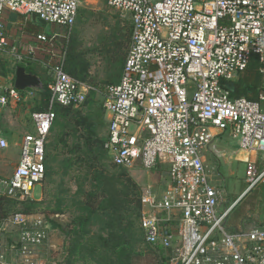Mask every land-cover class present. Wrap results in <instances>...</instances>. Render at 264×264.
<instances>
[{
	"label": "built area",
	"instance_id": "built-area-1",
	"mask_svg": "<svg viewBox=\"0 0 264 264\" xmlns=\"http://www.w3.org/2000/svg\"><path fill=\"white\" fill-rule=\"evenodd\" d=\"M105 2L130 20L131 35L120 77L104 89L103 148L115 166L148 170L163 164L169 176L162 192L151 185L140 191L144 240L170 249V264H264V225L226 228L232 206L218 208L219 193L204 157L218 153L219 138L228 131L238 149L260 156L258 178L264 176V93L252 100L232 96L226 87L252 54L264 79V0ZM79 3L0 0V51L17 63L36 53L51 62L46 107L30 111L33 131L23 134L11 172L0 174V198L34 199L32 190L47 169L55 105L76 107L96 89L64 68ZM6 11L35 15L53 30L27 34L21 52L7 41ZM34 95L16 88L14 76L0 75V108ZM7 147L0 129V150ZM245 160L251 187L258 179L252 175L256 160ZM50 231L51 223L36 213L15 211L1 218L0 264H55L43 254Z\"/></svg>",
	"mask_w": 264,
	"mask_h": 264
},
{
	"label": "rangeland",
	"instance_id": "rangeland-1",
	"mask_svg": "<svg viewBox=\"0 0 264 264\" xmlns=\"http://www.w3.org/2000/svg\"><path fill=\"white\" fill-rule=\"evenodd\" d=\"M78 11L79 18L72 28L69 39L73 35L72 38L77 41L76 48L78 51L85 53V58L89 62V76L86 78V82L96 88L92 91L94 93H91L94 101L90 104L85 105L83 103L84 105L80 104L74 107L65 118H60L59 125L54 126L53 131L50 133L47 147V175L32 190V196L36 202V204L31 206V209H33L32 213L44 216L48 220L57 214L66 222L68 230H71L69 233H64L59 226L51 223L49 239L44 246L43 254L49 260H53L55 264H98L97 261L100 259L99 255L91 253L90 242L95 241L99 233L103 234L100 231L101 224L95 220H90L85 227L81 228L82 218H79L76 224L73 222L74 219L86 215V212L80 208L81 205L78 204V200L85 199V196H82V194L78 196L76 192H78L79 183L83 184L85 190L92 188L94 184L93 172L87 168L88 162H83L84 159L82 158L85 157H81L78 162L74 163L67 174H62L64 169L62 162L68 152L64 141L61 139L66 140L67 144L78 142L83 144L86 141L84 124L76 122L78 114L75 110H78L80 115L88 117L91 129L93 127L94 130L92 135L99 136V138L105 136V117L102 124L100 121L104 109V89L110 82L118 79L116 69L107 67L106 58L97 44L104 37L107 25L111 26L115 18H118L120 14L109 7L105 0H80ZM120 19H122L121 16ZM15 23L17 27L21 28V33L23 32L24 34L37 33L39 31L50 34L53 30L51 24L45 23L38 18L33 20L32 15L31 17L16 15ZM60 41L58 40V42ZM41 57L40 53H36L34 56L19 61L16 65H20L19 63L22 62L31 64L34 69L42 74L44 81L49 82L51 78L49 64L51 62L49 60L46 62L48 58L42 59ZM14 63L15 59L11 56L4 57L3 69L13 72L12 70H15ZM40 98L41 96L36 93L29 100L7 105L2 110L0 114L1 127L11 129L14 134H6L9 147L0 150L1 175L9 174L11 168L19 161L20 149L18 144L23 134L33 131L30 123V111L33 108H37L38 102L43 104ZM1 133L4 135L2 131ZM217 146L219 149L218 153H207L206 162L208 163L210 181L219 193L218 208L224 210L235 205L228 215V225H242L249 228L255 224H264V196L260 200L255 199L250 203L253 195L257 193L255 189L264 191V176L258 178L263 170L260 156L248 155L238 149L237 140L233 139L228 131L220 136ZM245 157L256 160L254 174L252 175L253 181L258 179L255 182L256 184L254 183L255 186L254 184L251 186H254L253 188L250 187L251 181L249 179L251 174L249 175L248 163ZM99 166L107 174L114 173L117 175L120 173L121 177L126 175L134 183L139 193L143 187L148 185H151L156 191L162 192L169 181L167 166L163 164L148 170L140 166L122 170L115 167L108 159H105L99 163ZM121 186H123V183ZM249 187L253 191L244 196L250 189ZM248 203L250 204L247 205ZM54 210L61 213L54 214ZM131 212L130 219H133L136 227L141 229L140 220L136 219L135 211L132 210ZM74 226L76 232H72ZM74 245L78 247L75 252L72 251ZM136 252H140V255L134 257L135 264H170L169 262L161 261V259L160 261L157 258L155 260L149 255L147 257L146 254L150 252L146 249L143 237L141 240L134 242V253ZM92 255L94 256L92 257Z\"/></svg>",
	"mask_w": 264,
	"mask_h": 264
},
{
	"label": "trees",
	"instance_id": "trees-1",
	"mask_svg": "<svg viewBox=\"0 0 264 264\" xmlns=\"http://www.w3.org/2000/svg\"><path fill=\"white\" fill-rule=\"evenodd\" d=\"M120 16L121 15H119L118 18H115L111 26L107 25V30L104 37L100 39L99 43L97 44L103 52V56L106 58L107 67L109 69H116L118 79L122 71V66L127 53L131 35L130 20L122 16V19H120ZM78 18L79 11L77 12L76 21ZM72 36L69 39L70 41H68V50L65 58L64 68L66 72H68L73 77L86 82V78L89 76V62L85 58V53H83V51H78V49L76 48L77 41L73 39ZM19 64L24 66L26 68V71L36 73L40 77L42 86L35 89V92L38 93L39 96H41L40 101L43 102V104H40V102H38L37 108H33L32 110L44 109L49 98V90L47 88L48 82L44 81L42 74L34 69L31 64H24V62ZM118 79L116 81L110 82V84L116 83ZM233 83L234 87L230 92L232 96H244L248 99L257 100L259 94L264 93V79L259 71V62L257 55H251L247 67L243 72L239 73V75L234 79ZM91 93L94 92H88L85 101L83 102L85 105L90 104L94 101L93 95ZM73 108L74 107L72 106L55 105L54 110L56 116L51 127V132L53 131L55 125L60 124V118H65L68 115L69 111ZM75 112L78 114V116H76V122L78 124H84V128L86 131V141L83 144H80L79 142L67 144L66 140L61 139L62 141H64L65 147L67 148L68 152L62 162L64 164L62 174H67L72 169L74 163L78 162L81 157H85L82 159H84V163L88 162L87 168L91 169V171L93 172L94 184L92 185L91 189L85 190L83 184L79 183V187L77 189L78 192H76V194H78V196L81 194L82 196L84 195L85 199H79L78 204L81 205L80 208L84 212H86V215L74 219L73 222L76 224L78 219L82 218L83 223L81 225V228L85 227V225H87L90 220H95L101 224L100 231L103 234L99 233L96 240L90 242L91 253H95L100 257V259L97 261L98 264H135L134 257L139 256L140 252L134 253V242L136 240H141L142 237L144 240V234L142 228L140 229L136 227L134 220L130 218L132 213L131 211L134 210L136 213V219L140 220V193L136 189L134 183L131 182V180L126 175L121 177L120 173H118L117 175L114 173L107 174L105 173V170L103 168H100L99 163H101L102 160H109V156L103 148V141L105 136L103 138H99V136L92 135V131L94 130L93 127L91 129V123L88 122V117L80 115L78 110H75ZM104 117L105 112L103 109V114L100 118L101 124L103 123ZM104 122L107 125L105 118ZM54 146L56 145L54 144ZM47 147L48 144L46 146V167L48 169ZM115 167L122 170H128L119 166ZM47 169L45 176L47 175ZM122 183L123 186H121ZM251 188L244 194V196L253 191L251 190ZM255 190L257 191V193L253 195L252 201L250 203H252L255 199L260 200L264 196V191H261L259 189ZM250 203H248L247 205H249ZM34 204H36V202L32 198H27L24 200H15L6 197L0 198V219L8 216L15 211L32 213L33 209H31V206H33ZM234 206H232L230 211ZM55 211L56 210H54V214L61 213L59 211ZM228 215L226 216L224 221V225L228 230L235 231L246 228L242 225H228ZM46 220L50 221V223L56 226H59L51 219ZM263 225L264 224L261 223L255 224L253 226ZM61 230L64 233L71 232V230H68V228H61ZM72 232H76L75 226L72 228ZM144 243L146 245V249L150 252L146 254L147 257L149 255V257L155 260L157 258L159 261L161 259V261L169 262L171 254L170 249L166 250L159 245H150L145 240ZM77 250V245H74L72 251L75 252ZM93 256L94 255H92V257Z\"/></svg>",
	"mask_w": 264,
	"mask_h": 264
},
{
	"label": "crops",
	"instance_id": "crops-1",
	"mask_svg": "<svg viewBox=\"0 0 264 264\" xmlns=\"http://www.w3.org/2000/svg\"><path fill=\"white\" fill-rule=\"evenodd\" d=\"M16 15L17 14H13V13L8 12V11H6L4 13V20H5L6 30H7V34H8L7 41H8V43H14L19 48V50L21 52H24L25 51V47H26V45H25V36L27 34H24L23 32L21 33V28L16 26V23H15ZM18 32H20V33H18ZM8 55L11 56L13 59H15V57L12 54H10L9 52L0 51V75L3 76V77L6 76L7 74H10V75L14 76V73H15V70H12L13 72H8V71H6V70L3 69V58L6 57V56H8ZM16 64H17V62L14 63V69L16 67ZM24 64H28V63H24ZM26 89L33 90L34 91V94H36L35 89H37V88H26ZM4 107L5 106H3V107L0 108V114H1L2 110L4 109ZM1 124L2 123L0 121V129L4 133V136L7 137L6 134H8V133L14 134V131H12L11 129H6L4 127L2 128L1 127ZM204 157H205V162H206L207 154ZM206 164H208V163L206 162ZM12 168H11V170H12Z\"/></svg>",
	"mask_w": 264,
	"mask_h": 264
},
{
	"label": "water",
	"instance_id": "water-1",
	"mask_svg": "<svg viewBox=\"0 0 264 264\" xmlns=\"http://www.w3.org/2000/svg\"><path fill=\"white\" fill-rule=\"evenodd\" d=\"M32 19L35 20L36 16L33 15ZM14 85L20 90H25L26 88H40L42 86V81L37 74L26 71V68L22 65H16L14 73ZM226 87L232 91L234 83H227ZM51 220L58 224L62 229L67 228L66 222L62 220L59 215H53Z\"/></svg>",
	"mask_w": 264,
	"mask_h": 264
}]
</instances>
